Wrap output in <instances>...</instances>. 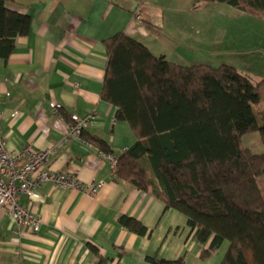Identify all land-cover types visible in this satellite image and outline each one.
Here are the masks:
<instances>
[{
  "label": "crops",
  "instance_id": "1",
  "mask_svg": "<svg viewBox=\"0 0 264 264\" xmlns=\"http://www.w3.org/2000/svg\"><path fill=\"white\" fill-rule=\"evenodd\" d=\"M184 1L7 3L10 9L28 15L31 24L27 34L17 37L9 56H0V125L5 147L52 148L51 170L76 171L83 183L103 184L96 194L87 195L47 181L36 190V198L20 195V203L42 220L38 232L17 226L0 207V264H96L99 257L106 264H150L147 258L152 256L167 260L183 256L185 264L221 263L228 241L202 258V246L187 217L166 208L149 192L113 180L100 156L102 150L86 141L87 137L103 140L115 155L136 142L129 124L114 118L116 107L101 98L109 37L123 32L145 43L155 55L178 64H196L185 29L174 34L169 30L179 28L186 19ZM73 113L94 116L81 131V139L66 138ZM249 135L242 139L247 148L244 142ZM120 216L138 220L146 234L128 230ZM209 243L210 239L203 247Z\"/></svg>",
  "mask_w": 264,
  "mask_h": 264
},
{
  "label": "trees",
  "instance_id": "2",
  "mask_svg": "<svg viewBox=\"0 0 264 264\" xmlns=\"http://www.w3.org/2000/svg\"><path fill=\"white\" fill-rule=\"evenodd\" d=\"M12 1L0 0L3 58L31 24L28 15L7 6ZM191 1L225 3L264 21V0ZM143 22L150 28L148 20ZM105 47L101 98L116 107L114 118L127 122L136 137L117 155L113 180L149 192L166 208L183 213L202 246V258L228 241L220 264H264V79L255 81L227 64L172 62L123 32L105 40ZM256 132L260 153L242 141ZM86 141L111 152L103 140ZM119 220L138 235L147 232L134 218ZM147 260L185 264L183 256ZM96 264L106 260L99 257Z\"/></svg>",
  "mask_w": 264,
  "mask_h": 264
},
{
  "label": "rangeland",
  "instance_id": "3",
  "mask_svg": "<svg viewBox=\"0 0 264 264\" xmlns=\"http://www.w3.org/2000/svg\"><path fill=\"white\" fill-rule=\"evenodd\" d=\"M184 2L187 5L186 19L179 24V28L172 26L169 30L174 34L178 30L182 32L181 28L185 29L187 39L192 41L189 45L192 49L190 52H194L191 56L195 58L196 64H210L215 67L227 64L250 75L255 81L264 79V21L241 13L225 3H192L191 0ZM260 94L263 101L264 86ZM244 143L254 153L263 150L257 132L247 136Z\"/></svg>",
  "mask_w": 264,
  "mask_h": 264
},
{
  "label": "built area",
  "instance_id": "4",
  "mask_svg": "<svg viewBox=\"0 0 264 264\" xmlns=\"http://www.w3.org/2000/svg\"><path fill=\"white\" fill-rule=\"evenodd\" d=\"M140 19L141 16L137 15ZM49 105L54 107L53 102ZM94 116H79L73 113L67 126L66 138L81 139L83 129L89 125ZM3 129L0 125V207L5 209L19 226H29L33 232L40 230L42 220L20 203V195L26 194L31 198L38 195L36 190L44 182H52L56 188L73 190L78 189L87 195H94L102 186L101 181H80L76 171H59L49 168L50 157L54 153L52 148L35 149L30 144L20 149H8ZM126 150V149H125ZM124 150V151H125ZM100 156L107 162L112 174L118 164V156L111 152H100Z\"/></svg>",
  "mask_w": 264,
  "mask_h": 264
}]
</instances>
